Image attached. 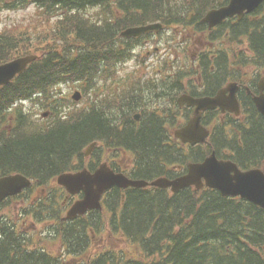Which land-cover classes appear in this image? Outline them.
<instances>
[{
    "label": "trees",
    "instance_id": "trees-1",
    "mask_svg": "<svg viewBox=\"0 0 264 264\" xmlns=\"http://www.w3.org/2000/svg\"><path fill=\"white\" fill-rule=\"evenodd\" d=\"M228 2L0 0V11L34 4L49 19L57 18L48 26L49 32L35 39L18 28L0 31V64L32 53L40 56L13 83L0 88V177L20 173L36 186H46L60 174L78 170L76 159L83 161L84 149L95 141L116 152L138 146L156 161L165 157V163L181 166L202 161L215 150L242 169L264 170V117L252 105L246 106L243 121L226 118L216 126L207 145L189 150L176 145L172 153L166 149L171 135L160 128L162 123L160 129L150 127L134 136L125 129L130 127V118L119 98L100 97L96 107L91 104L90 95L97 86L94 79H114L115 84L108 86L113 89L119 84L118 65L131 56L134 45L124 44L121 31L161 22L183 30L193 25L190 30L203 33L206 28L201 21L206 13ZM223 25L224 40L234 49L236 78L250 67L263 70L264 4L243 20L234 18ZM223 51L226 59L229 54ZM67 83L79 85L86 104L80 107L71 102L63 90ZM176 87L174 93L181 91L180 80ZM161 90L167 92L166 87ZM29 101L35 103L36 111L50 113L46 123L23 107ZM166 173L163 163L148 162L138 163L132 176L150 181ZM105 200L109 207L105 212H94L58 230L76 264H264V210L244 200L193 188L173 196L156 188H114ZM34 210L42 211L43 205ZM1 219L0 208V264H70L41 249L28 250L24 238ZM107 219L112 231L123 234L129 246L89 260L90 233H103Z\"/></svg>",
    "mask_w": 264,
    "mask_h": 264
},
{
    "label": "water",
    "instance_id": "water-1",
    "mask_svg": "<svg viewBox=\"0 0 264 264\" xmlns=\"http://www.w3.org/2000/svg\"><path fill=\"white\" fill-rule=\"evenodd\" d=\"M262 3L264 0H230L227 6L209 12L204 22H207L210 27H214L227 18L239 16L242 19L246 13H253ZM157 28L158 26L131 28L124 31L121 36L138 37ZM36 59V56H27L0 65V86L11 83ZM229 91H231L230 99L225 96L226 90L222 91L215 99L195 100L188 97L181 99V104L186 102L191 106L197 105L198 108L189 124L176 132V137L184 143H191L192 145L205 143L209 132L201 125L202 111L220 106L224 112L229 110L239 113V104L235 97L237 88L234 87ZM73 98L79 101L81 99L80 93L75 94ZM255 102L259 111L264 115V96L256 98ZM204 180L208 187L220 191L225 197L240 196L264 209V172L260 169L243 171L232 161L219 160L215 153L201 164H190L185 176L175 180L161 178L152 182L151 185L159 188H171L174 193H178L188 187H195L200 190L205 186ZM58 182L65 186L71 194L84 193V198L76 202L69 211L67 217L69 220L85 215L90 210L101 209L102 195L115 186L126 189L130 187L145 188L149 185L148 182L134 181L123 174H116L107 165H103L95 174L85 170L76 174L61 175ZM30 186L31 181L23 175L3 177L0 179V201L9 196L17 195Z\"/></svg>",
    "mask_w": 264,
    "mask_h": 264
},
{
    "label": "flooded vegetation",
    "instance_id": "flooded-vegetation-1",
    "mask_svg": "<svg viewBox=\"0 0 264 264\" xmlns=\"http://www.w3.org/2000/svg\"><path fill=\"white\" fill-rule=\"evenodd\" d=\"M204 25L206 31L203 32L202 35L191 39L190 50L192 51V55L188 64L169 63L164 65L157 61L156 55L149 57L150 52H146V56L149 57L147 61H141L139 53L142 47L136 48L137 52L134 53V56L129 62L130 65L122 72V81L127 86V92L123 93V105L125 112H127L131 118V121H129L130 127L125 128L127 132L136 136L138 131L151 127L167 129L170 133L172 132L171 123L176 121V119L186 120L194 113L195 107H188L187 105L179 106L178 110L181 118H176L175 104L170 106V100L173 98L175 99L174 83L176 82L177 75H179L181 80L185 83L182 93L184 92L183 94L192 96L196 99L215 97L229 84V82H236L239 85L237 93L239 101H244L248 98L253 100L254 96L261 94L259 87L262 81L255 79L252 75H250L245 82L227 78V83L224 84V67L220 59V53L223 52L222 41H216L213 38L215 33L221 32V28L209 29L207 24ZM155 37L156 36H151L146 39L141 38L139 43L143 42L145 47H152L155 52H158L159 49L154 45L156 42ZM216 57V61H212ZM166 78H168L167 85L165 83ZM162 86H166L167 92L161 90ZM167 104L170 106L168 109H166ZM105 113L109 115L108 110H106ZM227 116L231 117L233 114H224L220 108H217L203 113V123L205 122V125L211 124V118H214L212 120L213 122H217V118L223 122V118ZM137 117H139V120L136 119ZM159 118H163V121H160ZM134 122L138 123V126L131 127L132 125L135 126ZM142 122L145 123V126L141 125ZM159 123H162L160 128L158 126ZM172 142V140H169L167 145L172 147ZM128 150L129 153L124 152L127 156V163L124 164L125 166L132 167L134 163L145 164L149 161L153 162L150 160L153 155H149L143 149L141 151L138 146ZM102 152L104 157H102ZM106 153V149H103L101 145H99L95 148L90 158L86 159V166L90 168V170H96L105 159ZM110 155L111 154L108 153V156ZM112 159L115 161V164H119L117 163L119 162L118 159L114 157ZM120 159L122 161V158ZM64 199L66 200L65 204H68L73 197L66 194ZM26 219L27 218H24L21 223H18L14 227L20 234H27L28 229L33 227L31 221L29 220L27 222Z\"/></svg>",
    "mask_w": 264,
    "mask_h": 264
},
{
    "label": "rangeland",
    "instance_id": "rangeland-1",
    "mask_svg": "<svg viewBox=\"0 0 264 264\" xmlns=\"http://www.w3.org/2000/svg\"><path fill=\"white\" fill-rule=\"evenodd\" d=\"M56 20L57 18L55 17L49 19L47 15H45V13L41 12L38 7L33 5L21 11L0 12V29H5V27L14 28L15 26H19L16 31L30 32L31 33L30 36L33 37V39H35L40 34L49 32L50 30H47L49 28L48 26L54 23ZM149 57H146V58H149ZM75 90L76 88L74 87L73 83H70L64 87V91L66 92V94H69L68 95L69 98H71ZM26 108L34 112L37 107H35V104L30 102L26 104ZM38 117H41L40 113ZM125 163H127V160ZM36 196L37 194L34 195V197L32 198H35ZM11 204H13V207H11L8 211L6 210L5 213L7 215L9 213L10 216H12L13 214L16 215L15 213L16 209L20 211L21 208L25 206L24 198L18 199L12 202ZM47 220L45 222H47ZM45 222L39 224V226L35 227V229L34 227L29 228L28 231H32V235L35 237L36 235L33 233H37V235H41V237H45V236H48V233L44 234V232H47V227H49V229L51 230V232L49 233V235L51 234V238H49L50 241L48 242V247L54 254L60 255L61 254L60 251L62 249L61 242L60 240H54L55 234L52 231V227H50L52 226V223L50 222L48 225H46ZM124 239L125 238L120 233L111 234L110 232L107 231L104 237H99L93 242V247L90 249L87 256L91 257L95 254H99L101 253V251L105 249H111V250H117V251L120 249H126L129 245H127ZM70 264L72 263L70 262Z\"/></svg>",
    "mask_w": 264,
    "mask_h": 264
},
{
    "label": "bare ground",
    "instance_id": "bare-ground-1",
    "mask_svg": "<svg viewBox=\"0 0 264 264\" xmlns=\"http://www.w3.org/2000/svg\"><path fill=\"white\" fill-rule=\"evenodd\" d=\"M249 52H250V51H249ZM246 60H247V59H246ZM257 61H258V60H257ZM160 132H161V131H160ZM150 137H151V136H150ZM152 138H153V137H152ZM148 148H149V147H148ZM145 159H146V158H145ZM129 210H130V209H129ZM66 241H67V240H66ZM231 248H232V247H231ZM21 251H22V250H21ZM21 251H20V252H21ZM28 253H29V252H28ZM38 254H39V253H38ZM38 254H37V255H38ZM246 258H247V257H246ZM22 259H23V258H22ZM30 259H31V258H30ZM28 262H29V261H28ZM34 264H36V263H34Z\"/></svg>",
    "mask_w": 264,
    "mask_h": 264
}]
</instances>
